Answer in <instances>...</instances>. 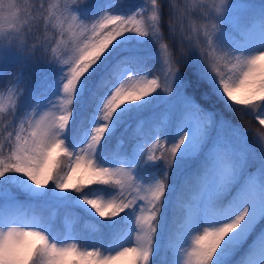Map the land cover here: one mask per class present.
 Listing matches in <instances>:
<instances>
[{
  "label": "snow or ice",
  "instance_id": "obj_1",
  "mask_svg": "<svg viewBox=\"0 0 264 264\" xmlns=\"http://www.w3.org/2000/svg\"><path fill=\"white\" fill-rule=\"evenodd\" d=\"M0 264H264V3L0 0Z\"/></svg>",
  "mask_w": 264,
  "mask_h": 264
},
{
  "label": "trees",
  "instance_id": "obj_2",
  "mask_svg": "<svg viewBox=\"0 0 264 264\" xmlns=\"http://www.w3.org/2000/svg\"><path fill=\"white\" fill-rule=\"evenodd\" d=\"M127 3H129V4H138V3H139V0H127ZM166 19H167V17L165 16V20H166ZM18 67H19V65L14 66V69H13V70H15V68H18ZM74 115H75L78 119L80 118L81 115H83V112H82V110H81V108H80L79 105L74 106ZM232 119H233V122H234V123H238V124H240L242 127L248 129V131H249V136H248L249 140L252 139V133L255 131V129L261 127V126L258 124V122H256L255 120L251 119L250 117H244V118L241 120V119H239V118L233 116ZM125 139H126V138H125ZM161 256H163V253H161Z\"/></svg>",
  "mask_w": 264,
  "mask_h": 264
},
{
  "label": "rangeland",
  "instance_id": "obj_3",
  "mask_svg": "<svg viewBox=\"0 0 264 264\" xmlns=\"http://www.w3.org/2000/svg\"><path fill=\"white\" fill-rule=\"evenodd\" d=\"M250 3L256 4L257 6L261 3H264V0H249ZM49 212H59V213H63L62 209H49ZM81 227H83V224L81 225Z\"/></svg>",
  "mask_w": 264,
  "mask_h": 264
}]
</instances>
